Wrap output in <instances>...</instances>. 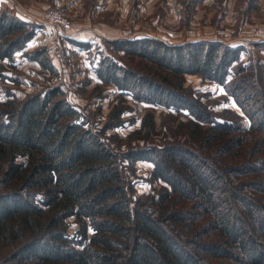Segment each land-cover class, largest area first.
<instances>
[{
    "label": "trees",
    "instance_id": "1",
    "mask_svg": "<svg viewBox=\"0 0 264 264\" xmlns=\"http://www.w3.org/2000/svg\"><path fill=\"white\" fill-rule=\"evenodd\" d=\"M35 35L33 23L0 10V76ZM110 46L159 71L109 56L97 77L136 101L184 113L187 143L118 152L103 134L123 124V108L94 130L59 87L9 95L0 102V264H264V61L246 64L244 46L219 40L142 37ZM256 46L264 52V41ZM27 55L54 71L44 51ZM187 75L225 87L250 125L232 110H211L185 85ZM156 127L150 111L139 132L146 139ZM138 161L153 163L151 179L165 185L134 201L125 171Z\"/></svg>",
    "mask_w": 264,
    "mask_h": 264
},
{
    "label": "rangeland",
    "instance_id": "2",
    "mask_svg": "<svg viewBox=\"0 0 264 264\" xmlns=\"http://www.w3.org/2000/svg\"><path fill=\"white\" fill-rule=\"evenodd\" d=\"M7 4L14 6V13L5 8ZM0 10H10L36 27L35 37L17 52L15 60L3 62L0 102L9 95L24 99L59 87L79 110L80 119L94 130L104 129L112 112L123 108V124L109 127L103 134L118 152L129 147L187 143L189 135L183 124L189 117L136 101L116 86L104 84L95 70L109 56L142 72L159 71L146 60L116 52L111 41L142 37H156L169 43L219 40L244 46L246 64L251 60L264 61V52L256 46L264 41V0H0ZM59 15L70 28H62ZM77 41L89 46L82 47ZM37 51L45 52L54 71L28 57V53ZM185 85L217 114L232 110L244 116L245 127L250 125L225 87L198 75H187ZM150 111L155 115L157 132L145 139V131L139 130ZM152 169L153 163L149 161H138L133 168L126 169V178L135 188L134 201L147 200L165 185L151 179ZM76 229L77 224L71 219L70 234L74 236Z\"/></svg>",
    "mask_w": 264,
    "mask_h": 264
},
{
    "label": "built area",
    "instance_id": "3",
    "mask_svg": "<svg viewBox=\"0 0 264 264\" xmlns=\"http://www.w3.org/2000/svg\"><path fill=\"white\" fill-rule=\"evenodd\" d=\"M58 22L62 25V28H70V24L66 21H64V19L59 15V20Z\"/></svg>",
    "mask_w": 264,
    "mask_h": 264
},
{
    "label": "crops",
    "instance_id": "4",
    "mask_svg": "<svg viewBox=\"0 0 264 264\" xmlns=\"http://www.w3.org/2000/svg\"><path fill=\"white\" fill-rule=\"evenodd\" d=\"M8 7H9V8L12 10V12H13L14 6H12V5H8V4H7L5 8H8ZM13 13H14V12H13ZM4 62H6V61H4Z\"/></svg>",
    "mask_w": 264,
    "mask_h": 264
}]
</instances>
